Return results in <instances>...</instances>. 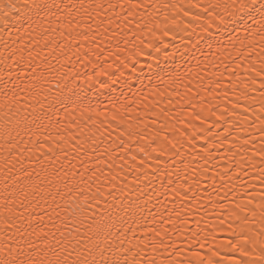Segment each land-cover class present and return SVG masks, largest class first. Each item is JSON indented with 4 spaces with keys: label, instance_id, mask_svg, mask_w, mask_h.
<instances>
[{
    "label": "snow or ice",
    "instance_id": "1",
    "mask_svg": "<svg viewBox=\"0 0 264 264\" xmlns=\"http://www.w3.org/2000/svg\"><path fill=\"white\" fill-rule=\"evenodd\" d=\"M152 7L143 0H0V41L5 49L0 63L6 66L0 75V151L7 153L0 194V264H264V0L168 5L178 11L171 26L165 17L160 36L155 32L159 24L149 27L147 9ZM133 23L135 27L129 28ZM145 32L149 33L147 42L142 38ZM122 42L132 43L136 57L154 60L157 70L149 77L147 92L140 81L135 99L123 91V100L108 97L113 109L109 114L98 111L99 104L93 107L90 100L85 104L88 93L79 81L81 77L90 81L93 76H109L95 61L105 52L112 55L113 47L119 60L118 53L125 50L120 48ZM8 61L16 65L15 72ZM245 61L249 75L247 83L241 81L244 104L237 96L232 107L219 115L209 108L216 119L208 127L193 125L191 133L186 127V140L173 143L165 136L171 147L152 149L162 156L175 150L177 143L195 148L193 142L201 140L204 143L197 156L207 165L228 142L236 176L243 172L252 181H241L244 192L239 202L230 201L231 206H226L220 202L226 196L210 200L220 211L214 213L215 222H206V209L205 216L194 219L204 208L198 178L189 183L185 176L171 187V208L159 199L161 195L167 199V187L160 192L141 186V175L147 179L146 172L127 182V173H139L145 160L136 165L137 157L132 155L129 165L121 153L131 152L133 137L143 139L145 130L150 131L146 124L133 130L129 121L135 119L139 125L142 120L131 113L141 106L154 113L166 103L159 115L167 117L182 102L195 107L193 100L199 92L190 95L194 89H203L206 78L214 84L213 91L220 88V66L225 71L231 68L230 75H236L232 65L238 68ZM139 63L132 59L131 64L121 61L120 65L135 72ZM89 64L92 75L78 68ZM123 75L121 71L120 77ZM125 86L131 91L127 80L121 85ZM100 87L110 85L102 82ZM256 92L258 96L253 94ZM62 111L65 118L72 117L63 130L59 127ZM249 114L255 117L251 121ZM99 116L104 117L101 125L121 129L106 146L103 138L79 130L81 124L96 126ZM194 119L201 125L207 123L200 113ZM221 121L228 125L223 136L212 131ZM74 126L78 131L72 130ZM165 126L161 124V130ZM231 128L247 132L246 138L230 140ZM157 142L158 136L153 137L151 143ZM139 152L146 149L140 147ZM25 153L29 155L25 157ZM176 154L180 155L178 150ZM237 156L241 158L237 160ZM13 161L20 165L15 171ZM204 165H200V174L209 171ZM225 175L228 170L221 178ZM234 190L235 185L230 191ZM153 193L160 207L152 204ZM190 220L195 229L189 227ZM170 232L187 234L186 249L170 240ZM225 232L220 240L219 234ZM185 250L190 255L184 256Z\"/></svg>",
    "mask_w": 264,
    "mask_h": 264
},
{
    "label": "bare ground",
    "instance_id": "2",
    "mask_svg": "<svg viewBox=\"0 0 264 264\" xmlns=\"http://www.w3.org/2000/svg\"><path fill=\"white\" fill-rule=\"evenodd\" d=\"M143 2L154 5V7L147 9L148 19L151 21L149 27L152 28L155 27L156 24H159V28H156L155 32L157 36H160L161 30L165 27V17H168V24L169 26H171V18L176 15L178 11L176 8L166 6L183 4L185 5V7H187L190 3H206L208 2V0H143ZM193 11H195V9H193ZM134 27V23L132 25H129V28ZM125 31H128V29H125ZM128 36L129 38H132V33L130 31L128 32ZM142 38L145 40V42H147L149 38V33L145 32ZM4 39L8 38L4 37ZM112 43L113 45H115V41H113ZM136 43L139 44V41H136ZM16 46L19 47L20 45ZM120 48L125 50L123 52L118 53L119 60L116 59L117 49L115 47H113L111 50L112 55H109L108 52H105L104 55L101 56L99 61H95V57L92 58L93 61L102 64L103 67L108 70L109 76H93L90 81H86L83 77H81V80L79 81V83L85 88L88 93V100L85 101V104L87 105L88 101L90 100L93 107L99 104L98 111L107 112L109 114L113 111V109L111 105L108 104V97L114 96L120 100H123L124 97L121 96V92L123 91L129 99H135L136 97L133 96V93H136L137 90L140 88V81H144V92H147L149 77L152 75L153 72L157 70L156 62L151 58L146 59L144 57L135 56V52L137 51V49L133 48L131 42L127 45L122 42L120 44ZM171 50V48L168 49V51L170 52ZM4 51L5 49L3 41H0V53H3ZM132 59H139L140 61L139 64L135 65V72L132 71L131 67H121V61H127L129 64H131ZM8 64L11 65L13 72H15L16 65L12 64L11 61H8ZM109 64L112 65L111 68H108ZM149 64L152 65L151 69H149L148 67ZM160 65L161 67L165 66V61L163 60L162 53L160 56ZM247 67V61L241 64V66L238 68L236 67V65L233 64L232 68L235 69L236 75H230L232 69L230 68L229 70L225 71L224 65H221L218 72V76L219 73H223L222 77H220V88L215 89L213 91V89L215 88L214 84H210L208 79L206 78L204 82L205 87L203 89H194L193 93L190 94L194 95L197 91L199 92V95H195V98L193 100V104H195V107H192L187 102H182L180 105L172 107V112L169 113L167 117L159 115L160 109L165 107L166 103L160 104L155 109L154 113L147 112L143 109L142 106L132 112V117H136L137 115H139L140 119L142 120V123H140L139 125H137V121L135 119L129 121V123H132L133 125V130H139L140 128H143L146 124L150 131L145 130L143 139H140L139 137H133V139L129 141L131 145V152L121 153V155H124L125 160L128 162L129 165L133 163L131 160L132 155H135L137 157L135 161L136 165H139L141 160H145V166L144 168L140 169L139 173L134 171H129L127 173V182H133V178L135 176L146 172L147 179H144V177L141 175V186L143 187L144 185H148L147 191H151L154 187L160 192H163L164 187H167L169 189L167 199H165L163 195H161L159 199L161 201H164V204L167 207L171 208V200L173 198L170 192L171 187L182 182L185 176L189 177V183L192 182L191 178H198L200 181L199 195L202 197L201 203H203L204 208L200 209L199 213L194 217V219H199L201 216H205L206 209L208 213V215L205 216L206 222H215L214 213L220 211L219 208H214L212 206L210 200L216 201L219 198L226 196V199L220 200V202L225 204L226 206H231L229 203L230 201L239 202L244 192V188L240 187L241 181L247 183H251L252 181L250 176L244 175L243 172L240 173L239 177L236 176L235 164L230 159L231 153L227 151V149L230 147L228 142H225L224 146L219 149L218 153H216V158L207 165H204V161L199 159V157L197 156V153L200 152L201 144L204 143V141L201 140H196L193 142L195 144V148L189 147L187 143H177L175 150L166 152L162 156L160 155L159 151L154 152L152 151V149H160L165 147V145H168V142L164 140L165 136H167L168 140H171L173 143H175L177 140H186L187 136L184 135L186 127L189 133H191L193 125L198 129L201 127H208V125L216 119V117L212 116L209 112V108H211L212 112H215L217 115L223 112L225 108L230 109L232 107V104L235 102L236 97L241 96V90L244 86L241 81L245 83L248 82L247 77L249 74L245 72V69ZM78 68L82 73L87 72L89 75H92V73L94 72V69L92 68L91 64L87 65V67L83 65H78ZM5 71V64L0 63V75H3ZM121 71L124 73L122 77H120ZM213 71L216 70L213 69ZM113 73L114 75H112ZM237 76H239V79H237ZM118 77L119 79L117 80ZM213 79H216V77H214ZM112 80H117V82L113 84L111 83ZM124 80H127L128 83L131 84V91H129L126 86L123 88L121 87ZM102 82L108 83L110 87L108 89H102L100 87ZM155 83L156 81L153 80V84ZM258 86L259 84L257 83L255 87L258 88ZM253 94L257 96L259 95L258 92ZM240 102L242 104L245 103L242 96ZM248 103H251V101H248ZM258 107L259 106L257 105V108ZM201 109H203V111H201ZM239 111H242V109H240ZM197 113H200L201 119H206L207 123L201 125L200 120H195L194 117ZM60 118L62 119L63 123L59 125V127L63 130L67 126L68 120L72 117L65 118V114L62 111L60 114ZM75 118L77 121L80 120L79 113L75 114ZM254 118L255 117L253 115H248L249 121ZM103 119V116L97 117L95 122L96 126H93L92 124L84 126V124H81L79 130L83 131L85 135L95 134L98 140L103 138L105 140L106 146L107 143H110L112 139H115L117 137L121 129H117L115 128V126H113L112 128H108L106 124L101 125L100 120ZM236 119H240V117H236ZM154 120L156 121L155 124L152 123ZM179 121H183V123H180ZM161 124L166 125L162 130L160 128ZM226 127H228V125L224 124L223 121H221L219 127L213 128L212 131L219 132L220 135L223 136L225 134L224 129ZM72 130L78 131L75 126ZM52 131L54 132L55 129H52ZM230 131L232 133V136L229 137L230 140H232V138L235 136L245 138L247 136V132H238L236 128H231ZM157 136L158 142L152 144V138ZM124 139L127 141V136H125ZM25 140H27V137H25ZM0 143H2V141H0ZM140 147H144L146 149V152H139ZM168 147L171 146L168 145ZM249 148L251 151L252 146L249 145ZM177 150L179 151L180 155L176 154ZM213 151L216 152L215 149ZM6 155V151H0V194H3V165ZM27 155L29 154L25 153V157ZM156 157H158L159 159L157 160ZM240 158L241 157L237 156L236 159L239 160ZM190 161L191 163H189ZM13 164H15V161H13ZM186 164L189 165L187 168L185 167ZM200 165H204V167H207L209 169L207 174H200ZM19 167V164H15L14 171ZM192 168H196L197 172L193 173ZM245 168H247V165H245ZM226 170H228V175H225L223 176V178H221V174L224 173ZM229 176H231L232 179H229ZM169 180L174 183L170 185L168 183ZM213 180L215 181V184H213ZM233 185H235V190L230 191ZM259 190L260 185L257 182V191ZM249 191H251V189H249ZM209 194L211 195L209 196ZM153 196L154 198L152 200V204H155L156 207H160L155 198V193H153ZM258 226L259 225H256V227ZM165 227L170 228L171 226L165 225ZM189 227L195 229V224L192 223L191 220L189 223ZM201 227L203 228L204 225L202 224ZM225 227H227V224L225 225ZM237 231H239V228H237ZM186 235V233L182 232H170L169 238L171 241L175 242L178 248L186 249L188 243ZM226 235V232L220 233L219 239L223 240ZM193 247L197 249L199 248L198 245H193ZM188 255L190 254L185 250L184 256Z\"/></svg>",
    "mask_w": 264,
    "mask_h": 264
}]
</instances>
